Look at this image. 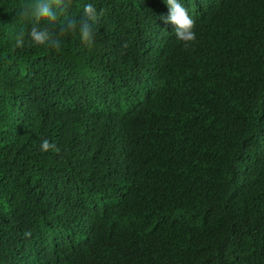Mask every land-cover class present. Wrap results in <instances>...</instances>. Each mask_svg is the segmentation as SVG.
I'll use <instances>...</instances> for the list:
<instances>
[{"label":"trees","instance_id":"trees-1","mask_svg":"<svg viewBox=\"0 0 264 264\" xmlns=\"http://www.w3.org/2000/svg\"><path fill=\"white\" fill-rule=\"evenodd\" d=\"M29 2L0 0V264H264V0H178L187 46L164 0H72L59 49Z\"/></svg>","mask_w":264,"mask_h":264},{"label":"clouds","instance_id":"clouds-1","mask_svg":"<svg viewBox=\"0 0 264 264\" xmlns=\"http://www.w3.org/2000/svg\"><path fill=\"white\" fill-rule=\"evenodd\" d=\"M164 2L168 6L169 11L166 17H161L163 22L175 25L176 38L184 42L185 46L191 42H195V21L190 17L188 10L178 0H164ZM71 4L72 0H31V2L23 6L20 17L35 21L28 33L33 44L59 49L61 43L60 36L77 30V23L74 20H69L67 23H57L59 15L66 11ZM102 14V12L97 11L92 3H88L83 7V17L78 27L82 41L89 46L94 43V25ZM42 20L48 21L51 27H41L39 22ZM23 46L24 38L23 34H21L16 39V47L22 48ZM54 147L47 139L43 140L40 145L41 151L44 152Z\"/></svg>","mask_w":264,"mask_h":264}]
</instances>
